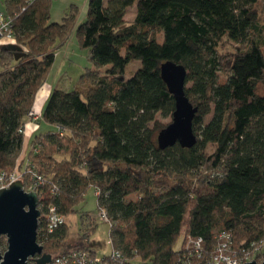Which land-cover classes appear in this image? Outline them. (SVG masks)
Instances as JSON below:
<instances>
[{"label": "trees", "instance_id": "obj_1", "mask_svg": "<svg viewBox=\"0 0 264 264\" xmlns=\"http://www.w3.org/2000/svg\"><path fill=\"white\" fill-rule=\"evenodd\" d=\"M52 1L3 0L23 56L0 48V172L17 171L25 191L41 176L42 210L57 206L65 218L92 188L124 264H175L188 236L208 250L223 232L235 250L263 239L264 0H87L79 25L74 5L50 23ZM71 31L91 66L72 90H51L35 124L52 128L24 151V122L53 46ZM132 61L141 67L126 80ZM167 61L185 68V95L197 109L190 149L156 144L175 108L160 77ZM96 226L71 244L66 220L37 241L51 256L95 252Z\"/></svg>", "mask_w": 264, "mask_h": 264}, {"label": "water", "instance_id": "obj_2", "mask_svg": "<svg viewBox=\"0 0 264 264\" xmlns=\"http://www.w3.org/2000/svg\"><path fill=\"white\" fill-rule=\"evenodd\" d=\"M18 60L23 54L13 44L5 46ZM160 77L174 99V111L170 122L156 135L160 150L178 144L190 149L196 143L192 121L197 112L185 95L186 70L182 65L167 61L160 66ZM36 192H28L20 180L13 181L7 188L0 189V238L6 239V250L0 252V264H49L51 255L37 243V229L40 211ZM244 264H264L251 261Z\"/></svg>", "mask_w": 264, "mask_h": 264}, {"label": "rangeland", "instance_id": "obj_3", "mask_svg": "<svg viewBox=\"0 0 264 264\" xmlns=\"http://www.w3.org/2000/svg\"><path fill=\"white\" fill-rule=\"evenodd\" d=\"M71 5L77 7L78 14L76 18V25L83 23L87 18V0H53L50 6L49 22L61 23ZM135 15L136 8L135 6H132L127 9L125 19L128 21L133 20ZM233 46V44H230V47ZM53 53L54 61L43 88L47 87L52 90L61 89L70 91L78 82L80 75L84 72V69L91 66V63L87 58L88 52L87 50L80 48L75 31H71L66 39L55 42L53 46ZM140 67L141 64L139 61L130 62L125 69L124 79H130ZM107 68H109V66H105L101 69L105 70ZM221 79H223L222 76ZM35 101L37 104L41 102V99L36 97ZM33 112L34 115L37 114L35 109H33ZM162 122L168 123V120H163ZM36 128V134L38 135L50 130L52 127L40 121L37 123ZM76 209L77 212L75 214L67 216L66 218L70 234L69 242L74 244V239L78 238L80 233L87 231L93 223H96L97 226L90 236L91 249L94 250L99 257L108 253L110 249L109 225L102 222L98 216L96 195L92 188L86 191L83 203H81ZM85 215L91 216L95 219V222H90L86 220V218L80 219ZM3 238L5 244L0 246L1 253L6 250V239L5 237ZM179 241L176 246L177 248L180 246Z\"/></svg>", "mask_w": 264, "mask_h": 264}, {"label": "built area", "instance_id": "obj_4", "mask_svg": "<svg viewBox=\"0 0 264 264\" xmlns=\"http://www.w3.org/2000/svg\"><path fill=\"white\" fill-rule=\"evenodd\" d=\"M0 39L13 42L12 20L4 12H0ZM27 118L30 121L37 119L33 109ZM15 180H19L17 171L0 172V189L7 188ZM41 184L42 178L37 175L27 191L36 192V188ZM38 210L40 211L37 229V235L39 234V236L52 233L66 221L65 216L58 211L57 206L51 205L43 211L38 203ZM98 216L102 222L109 225L107 215L103 210L98 212ZM37 243L42 246L41 242L37 241ZM35 258H38V256ZM256 258H259L256 261L257 263L264 261V238L235 250L232 247L231 235L223 232L218 235L217 244L212 250L205 247L201 237H186L181 248L180 257L175 264H244L255 261ZM124 262L122 253L113 248H110L108 253L100 257L91 250L72 249L65 254L52 255L49 264H124ZM33 263L34 261H28V264Z\"/></svg>", "mask_w": 264, "mask_h": 264}, {"label": "crops", "instance_id": "obj_5", "mask_svg": "<svg viewBox=\"0 0 264 264\" xmlns=\"http://www.w3.org/2000/svg\"><path fill=\"white\" fill-rule=\"evenodd\" d=\"M0 12H5V7L3 5V0H0ZM13 42H9L5 39H0V48L8 45V44H12ZM0 71H1V67H0ZM44 86V85H43ZM43 86L41 87V89L38 91L36 97H39V99H41V102L40 103H37L36 104V101H35V105H34V108L35 111H36V115H37V119L40 118V114L44 108V105H45V102L51 92V88H43ZM36 99V98H35ZM24 151H27L28 150V145L29 143L31 142V140L37 135L36 134V124H35V121H30L28 118L25 119V122H24ZM28 134V135H27ZM34 135V136H33ZM24 154V153H23Z\"/></svg>", "mask_w": 264, "mask_h": 264}, {"label": "flooded vegetation", "instance_id": "obj_6", "mask_svg": "<svg viewBox=\"0 0 264 264\" xmlns=\"http://www.w3.org/2000/svg\"><path fill=\"white\" fill-rule=\"evenodd\" d=\"M29 261H34V258L30 259Z\"/></svg>", "mask_w": 264, "mask_h": 264}]
</instances>
